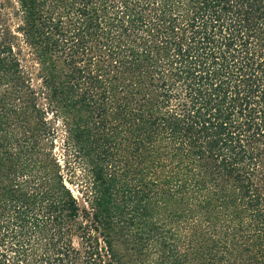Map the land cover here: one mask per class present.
Returning a JSON list of instances; mask_svg holds the SVG:
<instances>
[{
  "label": "trees",
  "instance_id": "1",
  "mask_svg": "<svg viewBox=\"0 0 264 264\" xmlns=\"http://www.w3.org/2000/svg\"><path fill=\"white\" fill-rule=\"evenodd\" d=\"M0 264H264V0H0Z\"/></svg>",
  "mask_w": 264,
  "mask_h": 264
},
{
  "label": "rangeland",
  "instance_id": "2",
  "mask_svg": "<svg viewBox=\"0 0 264 264\" xmlns=\"http://www.w3.org/2000/svg\"><path fill=\"white\" fill-rule=\"evenodd\" d=\"M56 146H57V150H55V151H56V154H57L58 156H60L61 153H62V149H61V142H60L59 139L57 140V144H56ZM71 166H73V167L77 170V173H79L80 168L78 167V165H76L75 163H73V162L71 161ZM76 175H77L76 177H78V179L80 180L81 177L78 176V175H80V174H76ZM67 184H68V186L72 189V191L74 192V194L77 195L78 198H80V195L77 193V187H76V185L69 184V183H67Z\"/></svg>",
  "mask_w": 264,
  "mask_h": 264
}]
</instances>
